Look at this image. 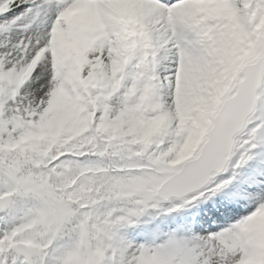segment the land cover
<instances>
[{
	"label": "snow or ice",
	"instance_id": "obj_1",
	"mask_svg": "<svg viewBox=\"0 0 264 264\" xmlns=\"http://www.w3.org/2000/svg\"><path fill=\"white\" fill-rule=\"evenodd\" d=\"M0 264H264V0H0Z\"/></svg>",
	"mask_w": 264,
	"mask_h": 264
}]
</instances>
